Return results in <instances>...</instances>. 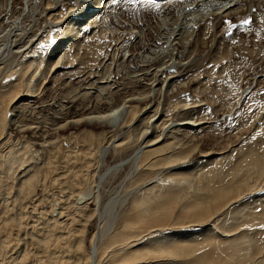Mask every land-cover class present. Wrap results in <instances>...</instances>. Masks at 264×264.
Masks as SVG:
<instances>
[{"label": "rangeland", "instance_id": "obj_1", "mask_svg": "<svg viewBox=\"0 0 264 264\" xmlns=\"http://www.w3.org/2000/svg\"><path fill=\"white\" fill-rule=\"evenodd\" d=\"M167 1L170 0H98L96 5L100 9L96 14L85 12L81 16L78 0H28L27 5L24 0L16 3L0 0V32L12 27L14 46L33 49L28 54L31 56L11 54L0 60V109L16 93L21 98L16 106H8L5 126L0 130V228L6 221L18 220L21 225L18 229L10 228L11 233L6 230L0 234V264H17L23 252L28 258L25 264H59L56 260L60 256L75 261L78 256L74 245L70 250L62 247L60 252L51 244L43 251L38 240L46 237L45 234L50 239L60 232L72 234L81 225L88 250L90 233L99 236L108 230L110 236L122 229L127 206L144 189V184L151 181L152 185L151 178L161 180V176L176 172V168L148 171L137 166L138 170L125 167L101 179L99 184L105 165L118 156L111 147L101 156L99 146L114 136L116 140L125 137L127 132L117 128L102 131L86 123L71 129H56L57 123L65 118L103 112L120 104L129 94L147 92V80L152 82L155 75L151 68L139 70L140 64L161 58L168 60L172 56V67L156 74L158 86L165 85L152 97L154 109L132 128L137 132L144 129V121L155 114L159 127L152 131L158 135L164 124L189 118L197 123L184 130L175 127L162 136L175 145L180 144L185 151L194 148L199 153L212 151L213 154L188 157L184 167L177 168L183 169L177 174L181 181L166 180L163 185L155 186H170L177 194L174 202L181 204L183 200L206 197L214 188L235 182L234 172L253 185L242 200L235 199L216 218L178 227L180 232L190 234L175 236L173 240L194 249L190 254L194 256L187 258L189 261L198 253L212 250L209 264H264V176L252 167L254 160H258L255 158H264V12L242 10L216 23L199 26L189 50L170 55L166 52L172 50L171 46L161 40L167 30L161 26L166 18L155 6ZM47 5L55 9L50 18L44 14ZM186 57L194 59L179 67L176 60ZM167 74H174L168 84ZM16 125L35 127V130L19 132ZM38 138L42 147L36 143ZM21 170L26 175L34 174L37 184L30 194L19 189L17 178ZM40 179L42 183L37 182ZM119 180L122 186L115 189ZM167 182L171 184L166 185ZM112 188L124 193L126 198L117 203L113 220L108 223L110 219L106 215L100 218L98 212L113 195ZM87 192L91 194L84 196ZM80 195L81 201H76ZM239 201L241 205L236 204ZM50 209H54L53 214L62 211L64 217L75 216L79 222L75 226L53 228L44 213ZM169 224L166 227L175 229L172 222ZM201 225H205L202 232ZM103 226L106 229L101 231ZM232 245L234 252L229 254Z\"/></svg>", "mask_w": 264, "mask_h": 264}, {"label": "bare ground", "instance_id": "obj_2", "mask_svg": "<svg viewBox=\"0 0 264 264\" xmlns=\"http://www.w3.org/2000/svg\"><path fill=\"white\" fill-rule=\"evenodd\" d=\"M55 1H61V0H55ZM97 1L98 0H78V5L80 6L79 9H81L80 12L78 11L79 15L81 16L86 15L84 14L85 12L91 15L94 13L96 14V12L100 9L99 8L100 5L99 6L96 5ZM13 2L16 3L17 0H13ZM24 2L26 5L28 4V0H24ZM159 8H160V12L163 11L165 18L167 20V21L165 20V25H161L163 26L162 28L167 29L166 31L164 30L165 32L161 35V40H165L166 44L168 46H171L172 50L167 51L166 52L167 54L170 53V55H172L173 53H176L177 55L182 50H187V49L189 50L188 47L191 42V38L195 34L196 29L199 26L201 28L203 26L205 27L206 24L209 22L216 23L217 21L225 17L227 18L233 15L239 14L242 10L264 12V0H170V1H167V3L165 4H161ZM44 10H45L44 14H49L48 16L50 18V13L55 9L53 6L47 5L44 7ZM14 34H15L14 29L12 27H9L8 29H5L4 31L2 30L0 32V60H3L6 56H9L11 54L24 57V56H27L29 53L33 52V49L28 48V47H22V48L15 47L14 37H13ZM78 40L79 39H75V41H78ZM159 44H160V41H159ZM155 54H159V53L155 52ZM28 56H31V55H28ZM172 57L168 59L166 56L168 60H164L163 58H161V60H156V61L151 60L152 62L150 61L149 63H144V64L142 62V64H140L141 67L139 70L147 71L148 69L151 68L152 70H150V72L155 75V78L152 82L149 83V80H147V83H148L147 84L148 87L146 88L147 92L141 91L140 93H137V94H129L128 96L124 97V99L122 100L120 104L111 106L106 111L96 112V113L94 112L93 114H87V115L85 114L84 116H81L78 118L69 117V119L65 118V120L57 123L56 129L65 128V127H68L69 129H71V128H75L79 126L80 123H86L88 125L93 124L96 127L101 128L102 131L103 130L113 131L117 128L119 131L127 132L124 134L127 136L120 137L117 140L114 136L113 138H110L106 142V144L102 143L103 145L101 144L99 146L100 147L99 154L101 156L104 155L110 147L111 149L112 148L114 149L112 151L118 152V156H116V158L112 162H108V164L105 165L102 173L99 175V179H98L99 184L100 182H102L101 179L103 178L107 179V177L112 172L117 171V170L122 171L123 169H125V167L130 169V168L137 166L138 168L141 167V169L148 170V171L150 169H153L155 171L156 169L157 170L165 169L166 171L167 169L174 170V168H176L175 170L176 172L170 173L168 171L169 176L168 175L164 177L161 176L162 177L161 180H158V179L153 180V178H151L150 180H152V182L154 181V184L152 185L149 183L151 181H148L146 184H144V186L141 185L144 189H142V191H140L132 199V201L130 199L131 203L129 207L127 206V208L129 209L126 214L124 224L121 227L122 229L120 231H117L119 229H115L117 232L116 233L114 232V234L112 233V235L110 236H109L110 231L109 232L108 230L103 231L105 226H103L100 229L103 232H100L99 236L98 234H96L95 236L94 234L90 233V237L88 236L89 237V244H88L89 249L88 250L86 249L84 245L85 235H83V226L79 224H78L79 227H77V229L76 228L73 229V233L69 235H64L62 232H60V233H57L58 235H56L55 237H52L53 239H50V236L48 234H45L47 236L44 238L42 237V239H39L37 242L40 244L41 247L44 248L43 251H47L51 244L53 246H57L58 248L57 250H59L60 252H61L62 247H64L67 250H70L71 245H74L73 250L75 254L78 256V258L75 261H71L61 256L59 257L56 255L55 256L53 255V258L57 259L59 257V259L56 260L59 264H207V263L209 264L211 263V259L213 256L212 250L208 252L203 251L204 253H201V254L198 253V255H196L195 258H193L190 261L187 259L188 257L192 256V255L190 256V254H192V251L194 249H187V245L180 244V242L173 240V237L175 236L179 237L180 235L185 236L190 233L180 232L181 229L178 227L180 226L185 227V225L187 224H195V223L201 224L204 222L205 219L216 218L218 213L221 212L226 206L229 205L230 207V203L235 201V199L240 200L245 195V192L252 188L253 186L252 184L248 183L247 180L245 181L243 179L244 177L240 179V177H237L239 175L235 174L234 172L233 177L235 178V182L228 184V185H224V186L222 185L221 187L214 188L206 197L202 198L201 196V197H195L194 199L192 198L190 200H183L181 204H179V202L178 203L174 202L175 198H177L176 197L177 194H175L172 191L170 186L169 187L165 186L166 188L164 186H163L164 188H162V186L161 187L155 186V185H163L164 181L166 180H169V182L170 181L172 182L181 181L182 179L179 178L177 174L180 172L182 173L183 169L177 170V168H180L181 166H183V163L185 162V160L187 161L189 159L188 157L191 158V156L193 157L194 154L195 155L198 154V156H209L213 154L212 151H208V152L202 151V153L201 152L199 153V152H196L194 148H189V149H186L188 151H185L183 147L180 146L179 143H178L179 145H175L173 141L166 138L167 136L166 137L162 136L166 134V131H170V129L172 130L175 127L183 128L184 130V128L186 129V126L188 125L192 126L197 123V122L194 123L193 121H190L189 118L185 120L176 121L174 123H172L171 121L167 125L164 124L162 127H160L161 132L158 135L157 134L154 135L155 132L152 131L157 126L156 125L157 118L154 117L155 114L148 116V118L146 117L147 119L144 121L145 122L144 129L139 130V132L133 129L136 126L135 124H138V122L143 121L145 119V116L148 115V113L154 109L153 107L154 100L152 101V97L154 96V93L161 91L162 87L165 85V84H160V86H158L157 82H159V79L156 74L158 73V71L160 72L166 69L167 67L171 65V63H173ZM190 58H193V57H188V58L186 57L185 60H181V59L178 61L176 60V64L179 67L180 66L185 67L188 61H190ZM135 73L138 74V72H135ZM174 74H167V76L165 77V82L167 84L174 77ZM6 99L8 100L9 98H6ZM19 99L21 98H19V95H17L16 93L14 96H12L8 100V102L5 104V107L0 109V130L5 126L4 118L7 113L8 106H12L13 104L14 106H16L18 104ZM12 117L13 116H11V118ZM16 129L19 132H25L26 130H30V132H34L35 127L16 125ZM130 129H133V130H130ZM129 130H130V133H128ZM131 132H134V133L131 134ZM36 143L40 147H42L41 146L42 142L41 140H39V138L37 139ZM255 159H258V160L256 161L254 160V162L252 163V167L255 169V171L260 176H264V160H263L264 158L262 160H259V157ZM138 168L136 170H138ZM25 170H21V172L18 174L17 179L20 182L19 189H23V191H25L26 193H29L33 189V186L36 182L34 180L35 179L34 174L26 175ZM157 180L158 182H156ZM39 181H41V179L38 180L37 182ZM244 181L247 182V184L249 185H246ZM169 182L165 184L166 185L171 184ZM121 186H122V182L121 180H119V182L115 186V189L116 187L121 188ZM160 188L162 189V191L160 190ZM90 194L91 192H87L85 193L84 196H88ZM123 194H121L120 191H114L113 195L107 198L109 200L108 201L106 200L107 202L101 205L100 211L98 210L99 217L102 218L104 215H106L110 219V221L108 222L110 223L113 220V216L115 214V210L118 205L117 203L123 202L124 199L126 198L125 196H123ZM80 197L81 195L78 197V200L76 199L75 200L81 201L83 196L81 198ZM236 204L241 205L242 202L239 201ZM245 206H247V203ZM53 212H54V209H50L49 212L48 211L44 212L49 216L47 221L50 222L51 224L50 226H53V228L54 226L56 228L66 227L67 225L75 226L77 225V222H79V219L76 218L75 216L72 217L68 215L64 217L62 216V211H59L57 214H53ZM9 213L10 212H8L7 214ZM19 218L21 217L19 216ZM5 219L7 220L8 218L5 217ZM2 221L4 222V220ZM6 222H4L5 224L3 225V228L2 227L0 228V234H3L6 230H8V232L11 233L10 228H14V227L16 229L21 228V225L19 224L18 220L15 222H9V223H6ZM169 222H172V226L175 227V229L166 227V225L168 226ZM200 228L202 232L205 228V225H201ZM185 230L188 231L186 228ZM190 232L192 233V231ZM12 233L14 232L12 231ZM95 238L98 240L97 242ZM2 240H5V239L2 238ZM71 241L73 242L71 243ZM234 248H235V245H232V248L229 254L234 252ZM57 250H55L54 252H56ZM23 254L24 252L19 256V259L17 258V261H18L17 264L26 263L25 258L26 259L28 258L26 257L27 255L23 256ZM50 254L52 255L53 253H50ZM90 255L95 257V259H93V257L92 259H90L89 258Z\"/></svg>", "mask_w": 264, "mask_h": 264}, {"label": "snow or ice", "instance_id": "obj_3", "mask_svg": "<svg viewBox=\"0 0 264 264\" xmlns=\"http://www.w3.org/2000/svg\"><path fill=\"white\" fill-rule=\"evenodd\" d=\"M113 2H114V0H113ZM156 7H160V5H155ZM246 23L248 22V21H245Z\"/></svg>", "mask_w": 264, "mask_h": 264}]
</instances>
